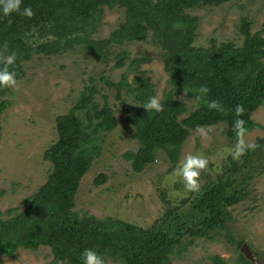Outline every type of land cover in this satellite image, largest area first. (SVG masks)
Listing matches in <instances>:
<instances>
[{
	"label": "trees",
	"instance_id": "trees-1",
	"mask_svg": "<svg viewBox=\"0 0 264 264\" xmlns=\"http://www.w3.org/2000/svg\"><path fill=\"white\" fill-rule=\"evenodd\" d=\"M224 1L21 0V11L31 7L34 15L27 18L13 12L5 16L0 6V49L7 41L4 55L16 53L9 71L19 79L24 74L22 62L34 53L55 54L80 45L95 60L102 61L113 52L112 44L140 40L149 33L161 49L167 74L168 86L159 98L162 112L143 108L154 93L149 76L139 67L151 60L148 54L128 57L120 48L114 52L113 64L121 66L127 58L132 77L127 80L121 73L111 81L99 76L105 85L115 87L116 97L123 90L138 103L127 115L137 146L122 155L134 171H140L155 159L158 150L174 162L184 138L200 126L222 123V133L238 140L234 129L237 104L245 109L240 117L245 121L244 130L254 126L251 113L264 99V24L251 30V21L240 15L236 24L242 35L239 43L232 39L217 42L212 36L207 44L194 42L198 15L188 9ZM104 7L120 8L122 17L105 36L94 37ZM202 85L210 89L206 96L196 91ZM181 91L192 100L189 108L186 100L176 97ZM96 93L101 103L95 99ZM212 100L220 101L227 114L209 109L206 102ZM6 104L7 99L1 98L0 113ZM116 122L107 94L100 91L94 77L88 76L73 104L54 116L56 137L42 151L43 159L50 163L44 180L21 199L22 208L11 206L5 209L6 216L0 217V254L13 256L18 248L33 251L45 245L51 259L61 264H83L81 254L85 249L97 252L105 264L108 259L122 264H173V254L180 255L196 238L212 240L224 229L231 240L226 225L232 218L233 204L247 197L245 181L264 173V149L261 152L258 146L262 138L250 146L245 143V155L239 160L227 155L222 167L225 176L207 181L191 198L183 196L180 203L188 201L183 208L175 211V205L161 192L163 214L142 226L113 215L79 213L74 208L79 180L100 151L101 134ZM105 179L106 174L100 172L93 182ZM235 242L239 248L244 239L238 237ZM251 259L238 251L239 264H253ZM200 264L231 263L212 253Z\"/></svg>",
	"mask_w": 264,
	"mask_h": 264
},
{
	"label": "rangeland",
	"instance_id": "rangeland-1",
	"mask_svg": "<svg viewBox=\"0 0 264 264\" xmlns=\"http://www.w3.org/2000/svg\"><path fill=\"white\" fill-rule=\"evenodd\" d=\"M188 11L198 15L195 43L207 44L211 36L217 42L232 39L239 43L242 35L237 32L236 24L240 15L251 21V30L264 24V0H226L217 5H199ZM121 17L120 8L104 7L93 36H105ZM120 48L126 50L128 57L140 53L150 56L151 60L139 67L152 82L153 96L160 98L162 90L168 86L167 74L162 67L161 49L149 33L140 40L112 44L113 52L102 61L95 60L80 45L55 54L34 53L22 62L24 74L18 79L19 91L0 87V99H7L0 113V217L6 216L5 209L11 206L22 208L21 199L44 180L50 163L43 159L42 151L56 137L54 116L73 104L78 91L88 82V76L94 77L100 91L107 94L117 122L101 134L100 151L79 180L74 196V208L79 213L113 215L147 226L163 214L165 203L161 192L171 205H175V211L183 208L188 201L180 203V199L186 195L191 198L195 192L184 189L176 170L189 153L203 155L209 160L208 170L201 173V186L224 175L222 167L227 162V155H232L237 139L222 133V123L192 129L182 141L174 162L158 150L155 159L142 170L131 168L130 161L122 153L137 146L127 115L138 103L123 90L116 97L115 87L105 85L99 78L103 75L116 81L121 73H125L127 80L132 77L133 72L126 66L127 58L121 66L113 64L114 52ZM176 97L186 100L190 107L192 100L183 91ZM95 99L98 103L102 101L99 93L95 94ZM251 119L253 125L264 128V99L252 111ZM260 138L262 143L258 146L262 152L264 134ZM100 172L106 174V179L95 184L93 178ZM245 183L249 193L233 204L232 218L226 225L231 240L225 236L224 229L217 231L212 240L196 238L180 255L173 254V264H200L212 253L222 255L231 264H239L240 249L235 242L238 237H242L248 246L253 264H264V173L254 175ZM51 257L45 245L33 251L18 248L13 256L0 254V264H61ZM106 263L122 264L112 259Z\"/></svg>",
	"mask_w": 264,
	"mask_h": 264
},
{
	"label": "clouds",
	"instance_id": "clouds-1",
	"mask_svg": "<svg viewBox=\"0 0 264 264\" xmlns=\"http://www.w3.org/2000/svg\"><path fill=\"white\" fill-rule=\"evenodd\" d=\"M21 0H0V6L5 16L10 15L13 12L19 15L31 18L34 15L31 7H24L21 11ZM8 52V42L5 41L3 48L0 49V63L3 64V68H0V87H7L14 91H19V81L14 71H9V67L13 66L16 59V53L13 52L7 56L4 53ZM201 96H206L210 89L206 85H202L196 90ZM199 98V97H198ZM209 109H215L218 112L227 114L223 104L220 101L212 100L206 102ZM146 111H155L157 113L163 111V105L161 100L156 97H150L148 101L143 105ZM235 115L237 119L234 123V129L237 132V143L234 151L232 152L233 159L239 160L245 155L246 146L244 140L241 138L244 134L245 121L240 117L243 116L245 109L243 105L237 104L235 106ZM209 160L203 155L187 154L185 155L180 166L176 170V175L183 180L184 189L187 192L199 193L201 190L200 177L202 172L208 170ZM83 264H105L104 258L92 249H85L81 254Z\"/></svg>",
	"mask_w": 264,
	"mask_h": 264
},
{
	"label": "water",
	"instance_id": "water-1",
	"mask_svg": "<svg viewBox=\"0 0 264 264\" xmlns=\"http://www.w3.org/2000/svg\"><path fill=\"white\" fill-rule=\"evenodd\" d=\"M263 134H264V128L259 125H254L244 130V134L241 138L248 146H250L257 140V138H260ZM239 249L245 257L251 259L249 248L244 242L241 243Z\"/></svg>",
	"mask_w": 264,
	"mask_h": 264
}]
</instances>
